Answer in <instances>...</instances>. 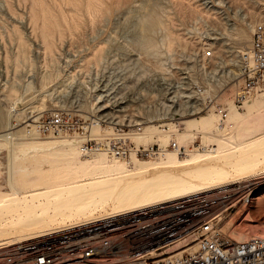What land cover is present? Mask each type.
Segmentation results:
<instances>
[{
  "label": "rangeland",
  "instance_id": "374dc122",
  "mask_svg": "<svg viewBox=\"0 0 264 264\" xmlns=\"http://www.w3.org/2000/svg\"><path fill=\"white\" fill-rule=\"evenodd\" d=\"M257 20L264 21V0H0V133L8 132L6 123L15 130L0 144V224L40 213L46 202L53 215L60 200L84 193L82 210L109 213L117 203L94 186L137 171L148 176L157 166L173 172L207 162L209 170L228 169L230 183L236 168L253 163L249 156L264 152V87L240 107L233 102L242 83L239 53ZM218 106L227 111L224 122ZM55 108L89 121L87 128L26 134L28 122ZM116 125L140 127L129 130L133 142L174 138L189 150L178 157L169 150L131 154L127 169L104 154H82L84 137L111 136ZM259 195L264 184L251 198ZM146 197L153 202V194ZM251 203L220 214L217 227L240 217L258 219L256 234L263 232L264 210Z\"/></svg>",
  "mask_w": 264,
  "mask_h": 264
},
{
  "label": "built area",
  "instance_id": "2783aa9c",
  "mask_svg": "<svg viewBox=\"0 0 264 264\" xmlns=\"http://www.w3.org/2000/svg\"><path fill=\"white\" fill-rule=\"evenodd\" d=\"M211 53L207 47L204 56ZM239 70L242 83L233 99L237 107L264 87L263 20L252 24L249 44L239 53ZM215 111L224 122L226 109L218 106ZM87 122L55 108L28 122L25 131L29 136L77 133ZM129 130L116 125L111 136L82 137L80 150L118 158L159 157L168 150L182 155L189 150L174 138L133 142ZM253 186L249 180L237 181L17 241L0 248V264H264V232L235 240L217 227L220 214L240 206L241 199L250 200ZM176 244L193 247L177 252Z\"/></svg>",
  "mask_w": 264,
  "mask_h": 264
},
{
  "label": "bare ground",
  "instance_id": "6f19581e",
  "mask_svg": "<svg viewBox=\"0 0 264 264\" xmlns=\"http://www.w3.org/2000/svg\"><path fill=\"white\" fill-rule=\"evenodd\" d=\"M261 89L262 88H260L259 90ZM6 127H7L6 130H8V132L0 133V144L1 142L6 143L8 141L9 134L15 131L13 129L14 126L13 125L10 126V123H6ZM213 150H216V147L210 149V151ZM82 154L84 155L85 153L82 152ZM96 154H104L107 160L113 161L114 164H117L114 161L123 164V165L117 164L115 166L116 168L127 169L126 167L132 166L133 162H135V160L129 161L124 158L119 159L111 155L109 156L112 157V159H109L107 157L108 154H106L103 151H99L97 153H94L93 155ZM169 154H173L175 157H178L173 150H169V153L167 155ZM249 158H251L253 163H250L249 165H243L240 168H236L234 170L236 174V178H233L231 181H235L237 178H240V180L238 181H243V180L252 181L254 186L252 187L250 192V200L248 199H241V200H243L245 203L251 201L253 202L251 203V205H254L261 210H264V196L261 197L259 195L251 198L253 193L257 191L258 188H260L264 184V152L262 150L261 151L258 150L257 153L254 152V155L249 156ZM260 158L261 161H259ZM210 167L211 164L207 162L201 163L200 161L199 162L195 161V163H190L185 166L182 165L180 167H176V169L173 172L165 171L163 166H157L150 172L148 176H146L143 171H137L134 173H130L129 175L120 176V179H118V181L116 180V182H112V183L107 182L97 187L94 186L93 191L95 192V194H99V197L107 195L109 196L110 202L117 203L116 205H114L111 212L109 211V213H106V210L105 211L103 210L104 214L99 215L97 217L94 216V214H88L85 209L84 210L81 209V206L84 205L85 202L84 197L86 196L87 193H84L82 194V196H79L77 198H73V197L65 198V200H60L58 204L52 203L55 204L53 206V212H54L53 215H50V212L46 211V208H50L48 204L49 202H46L44 206H42L43 208L40 209V213H37V211L33 209L31 213L25 215L24 217H22L21 219H19L14 223L6 222L4 224H0V248L17 241L36 237L52 231L64 229L72 225H77L80 223L93 221L95 219H100L103 217L120 214L126 211L139 209L148 205H153L167 200L204 192L209 189L225 186L224 184L227 185V183L229 182V180H227L229 176V170L228 169L226 170L222 167H218L219 169L211 168V170H209ZM211 176L215 178H212L210 180ZM208 178L209 181H207ZM8 183H10V177H8ZM108 185H111L109 189H108ZM193 185H196L195 191L187 192L186 194L177 195V190H176L177 188L178 189L180 187L190 188ZM101 193L104 194L100 195ZM152 194L154 195L153 202H149L151 200H149L150 198H147L146 196L150 195L151 197ZM141 197H143L144 199L141 202H139L138 199ZM92 200L93 199H91L90 201ZM56 217H59L60 221H58V218L56 219ZM64 217H68L70 218L69 219L70 221H74V222L66 225L65 222L63 221ZM260 224L261 223L258 219L246 220L237 217L226 222L222 226V228H220V230L229 231L233 239L240 240L249 235L256 234L258 232L259 227L261 228L263 227ZM262 231L264 232V228ZM173 247L177 252H182L184 250H188L189 248H192L193 245L183 247L176 244Z\"/></svg>",
  "mask_w": 264,
  "mask_h": 264
}]
</instances>
